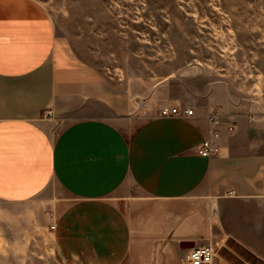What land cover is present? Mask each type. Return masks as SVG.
Masks as SVG:
<instances>
[{"label":"crops","instance_id":"obj_1","mask_svg":"<svg viewBox=\"0 0 264 264\" xmlns=\"http://www.w3.org/2000/svg\"><path fill=\"white\" fill-rule=\"evenodd\" d=\"M131 95L79 56L39 0H0V202L20 223L51 204L17 249L40 250L35 238L64 264H185L179 242L192 239L264 260V103L215 105L209 157L197 151L209 111L164 116L176 104Z\"/></svg>","mask_w":264,"mask_h":264},{"label":"rangeland","instance_id":"obj_2","mask_svg":"<svg viewBox=\"0 0 264 264\" xmlns=\"http://www.w3.org/2000/svg\"><path fill=\"white\" fill-rule=\"evenodd\" d=\"M39 1L79 56L134 101L156 107L171 101L201 112L264 103L255 88L260 80L264 90V0ZM46 206L28 207L32 216L20 223L19 208L0 202V264H64L35 238L31 246L40 250L17 249L22 231L39 230L38 211L45 214ZM233 247L217 246L212 264H264Z\"/></svg>","mask_w":264,"mask_h":264},{"label":"built area","instance_id":"obj_3","mask_svg":"<svg viewBox=\"0 0 264 264\" xmlns=\"http://www.w3.org/2000/svg\"><path fill=\"white\" fill-rule=\"evenodd\" d=\"M196 109L192 106H181V105H166L160 106V114L164 116H192L195 115ZM207 121L209 124V133L203 139V141L198 145L197 151L202 156H212L216 154L220 149V144L218 138L220 137V115L218 109L213 106L209 112L206 114ZM235 124L230 123L228 129L233 132ZM52 228L55 227L54 224L51 225ZM185 257L183 261L185 264H211L217 254V245L213 242L208 244L196 243L184 249Z\"/></svg>","mask_w":264,"mask_h":264},{"label":"water","instance_id":"obj_4","mask_svg":"<svg viewBox=\"0 0 264 264\" xmlns=\"http://www.w3.org/2000/svg\"><path fill=\"white\" fill-rule=\"evenodd\" d=\"M195 244V240H192V239H184V240H181L179 242V247L181 249H186V248H189L191 246H193Z\"/></svg>","mask_w":264,"mask_h":264}]
</instances>
